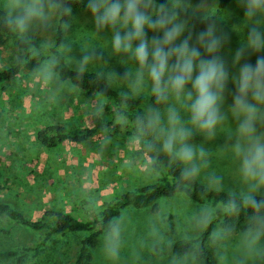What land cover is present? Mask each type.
Listing matches in <instances>:
<instances>
[{
    "label": "clouds",
    "instance_id": "obj_1",
    "mask_svg": "<svg viewBox=\"0 0 264 264\" xmlns=\"http://www.w3.org/2000/svg\"><path fill=\"white\" fill-rule=\"evenodd\" d=\"M73 3H85L93 23L86 30L89 39L78 43V59L71 55L77 43L71 33ZM236 3L244 15L232 29L241 40L229 64L223 51L230 37L216 23L228 14L218 0H0V31L14 37V62L25 69L36 61L30 76L50 86L51 101L78 93L79 81L94 75L117 92L123 110L115 113V122L121 126L128 124L132 105L142 101L132 117L130 143L151 154L154 166L164 158L177 191L187 195L186 188L199 185L205 193L224 194L188 217L182 240L190 247L171 264H193L205 248L215 252L217 264H264V0ZM194 20L205 24L203 30L193 32ZM105 32L108 38L102 39ZM105 54L124 66L122 75L109 68ZM69 67L75 81L62 75ZM107 97L97 92L91 101L101 151L116 143L114 126L106 121ZM218 137L223 144H215ZM214 153L227 162V172L213 169ZM149 174L158 173L150 168ZM242 214L245 227L238 229ZM162 225L158 214L149 219L152 243L143 247L155 250L165 239ZM126 231L124 215L105 224L100 250L108 264H119Z\"/></svg>",
    "mask_w": 264,
    "mask_h": 264
},
{
    "label": "rangeland",
    "instance_id": "obj_2",
    "mask_svg": "<svg viewBox=\"0 0 264 264\" xmlns=\"http://www.w3.org/2000/svg\"><path fill=\"white\" fill-rule=\"evenodd\" d=\"M192 3L198 4L199 0H192ZM222 11L228 14L227 18L216 23L230 37L223 54L231 64L232 53L241 40L232 29L242 22L244 14L236 0ZM73 21L72 39L77 43H73L71 55L78 59L81 55L78 43L89 39L91 34L87 31L93 30V23L86 8L73 13ZM191 27L193 32L200 31ZM108 35L105 32L102 39H107ZM151 35L149 33V38ZM15 55L12 43L0 42V70L13 64ZM105 59L109 68L118 74L122 75L126 70L107 54ZM250 60L253 62L255 56ZM30 71L25 67L14 81L0 85V202L12 205L32 220L50 210L92 220L104 203L112 201L121 192L155 180L156 175L149 174V160L137 146L121 135L115 134L116 143L103 151L99 148L97 135L83 144L65 143L56 149L40 145L37 132L48 125L70 129L85 126L91 113V101L79 91L66 93L58 102H53L49 99L50 86L34 82ZM231 92L232 85L229 83L226 105L231 103ZM194 139L199 142L201 138ZM223 143L224 137H218L215 142L216 145ZM11 164L16 166L13 168ZM21 164L25 167L23 171L19 167ZM5 166L10 174L4 172ZM212 167L227 172L229 165L214 153ZM198 207L200 205L185 196L177 195L160 200L155 212L149 209L123 211L120 215L127 218L126 246L119 264H171L173 257L169 247L174 240L184 236L188 217ZM157 214L163 221L165 239L153 250L142 245L152 243L147 238V224ZM1 227H8L11 232L7 236L0 234V251L32 247L43 238L42 233L13 226L4 218L0 219ZM103 235L91 251L93 264H108L100 250ZM84 236V233H79L53 237L46 250L32 264H72ZM0 264L11 263L0 260ZM193 264L201 263L195 260Z\"/></svg>",
    "mask_w": 264,
    "mask_h": 264
},
{
    "label": "trees",
    "instance_id": "obj_3",
    "mask_svg": "<svg viewBox=\"0 0 264 264\" xmlns=\"http://www.w3.org/2000/svg\"><path fill=\"white\" fill-rule=\"evenodd\" d=\"M234 0H218V4L221 10L228 7ZM73 13L83 11L86 6L84 3H73ZM217 22V21H216ZM192 26L198 30H203L205 24L199 20H194ZM57 40L62 39V34H57ZM10 42L13 44V35L0 31V42ZM31 59V54H29ZM255 60L252 62L254 63ZM36 66L35 60H30L25 67L29 70H33ZM21 72L15 62L9 67L0 70V85L14 81ZM62 75L65 79L76 80V73L71 68L63 69ZM80 92L88 98L90 101L95 99L97 92H102L107 95L106 98V121L109 126H114L115 134L121 135L127 140H131V136L134 131V121L132 119L134 112L139 110L143 105L142 101H137L132 105V108L128 112V124L121 126L115 122V113L119 108L116 100L117 92L111 89H105L102 82H97L94 75H86L79 81ZM126 111V110H124ZM100 126L99 122L94 120L91 115L88 116V122L85 126L80 128H66L61 125H48L37 132V141L43 147L49 149H56L60 145L65 143L83 144L89 139L93 138ZM140 152L150 162V167L155 169L158 173L152 183H148L142 186H138L132 190L123 191L118 194L112 201L104 203L103 208L99 211L98 215L92 219H80L74 217L71 213L62 211H46L40 218L32 220L27 218L21 211L13 207L6 202H0V219H6L13 226H19L30 229L34 232L43 234V238L40 242L32 247H15L12 250L0 251V260L10 261L11 264H32L37 261L41 252L46 250L49 246L48 242L53 237H65L70 234L84 233L85 236L80 241V246L77 251L76 258L72 264H93L91 251L98 245L100 237L104 234L105 224L117 217L127 210H151L155 212L157 210V203L162 199H170L177 195H183L190 201L203 206L217 204L222 198L223 193L215 192H203L199 185L195 187L186 188L187 195L183 192L175 189L176 177L164 162V158L161 157L157 161V165H152L153 157L151 154L143 153L138 147ZM13 168L15 164H11ZM20 170H25L24 165H19ZM4 172L9 173L7 166L4 168ZM21 171V172H22ZM10 174V173H9ZM224 214L218 217L219 221L225 220ZM244 215L237 220V228L241 229L245 227ZM11 229L8 227H1L0 234L9 235ZM205 237L201 236L199 243L203 244ZM190 245L185 244L182 238L174 240L170 247L169 253L172 257L174 255H182ZM201 264H217V258L213 254L210 248H205L200 253L197 259Z\"/></svg>",
    "mask_w": 264,
    "mask_h": 264
}]
</instances>
